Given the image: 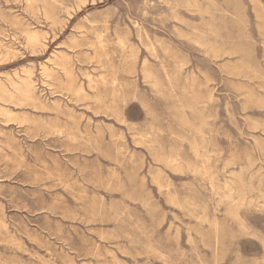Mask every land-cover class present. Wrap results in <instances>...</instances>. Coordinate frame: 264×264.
<instances>
[{
    "label": "rangeland",
    "instance_id": "obj_1",
    "mask_svg": "<svg viewBox=\"0 0 264 264\" xmlns=\"http://www.w3.org/2000/svg\"><path fill=\"white\" fill-rule=\"evenodd\" d=\"M0 225V264H264V0H0Z\"/></svg>",
    "mask_w": 264,
    "mask_h": 264
},
{
    "label": "bare ground",
    "instance_id": "obj_2",
    "mask_svg": "<svg viewBox=\"0 0 264 264\" xmlns=\"http://www.w3.org/2000/svg\"><path fill=\"white\" fill-rule=\"evenodd\" d=\"M25 35V34H24ZM29 38V37H28ZM34 40V39H33ZM36 40V39H35ZM28 41V40H27ZM31 45V44H30ZM33 45V44H32ZM41 45V44H40ZM149 52V51H148ZM101 55V54H100ZM102 57V56H101ZM145 65V64H144ZM63 68V67H62ZM105 69V68H104ZM111 69V68H110ZM71 70V69H70ZM64 71V70H63ZM67 71V70H66ZM109 75V74H108ZM112 75V74H111ZM145 75V74H144ZM107 76V75H106ZM53 79V78H52ZM112 79V78H111ZM145 79V78H144ZM31 80V79H30ZM116 80V79H115ZM100 81V80H99ZM146 81V80H145ZM22 82V81H21ZM100 83V82H99ZM25 85V84H24ZM28 85V83H27ZM33 85V84H32ZM70 84H68L69 86ZM73 85V84H72ZM93 85V84H92ZM115 86V85H114ZM64 87V86H63ZM76 91V90H75ZM12 94V93H11ZM114 95V94H113ZM35 99V98H34ZM6 103V102H5ZM40 105V104H39ZM54 106V105H53ZM9 115V114H8ZM20 118V117H19ZM21 120V119H20ZM26 122V121H25ZM62 134V133H61ZM146 139V138H145ZM148 144V143H147ZM211 154V153H210ZM163 161V160H162ZM2 222V221H1ZM4 224V223H3ZM1 226V225H0Z\"/></svg>",
    "mask_w": 264,
    "mask_h": 264
}]
</instances>
